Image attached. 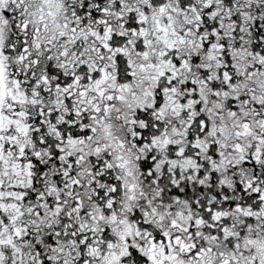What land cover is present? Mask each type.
I'll list each match as a JSON object with an SVG mask.
<instances>
[{
  "label": "snow or ice",
  "instance_id": "snow-or-ice-1",
  "mask_svg": "<svg viewBox=\"0 0 264 264\" xmlns=\"http://www.w3.org/2000/svg\"><path fill=\"white\" fill-rule=\"evenodd\" d=\"M0 264H264V0H0Z\"/></svg>",
  "mask_w": 264,
  "mask_h": 264
}]
</instances>
